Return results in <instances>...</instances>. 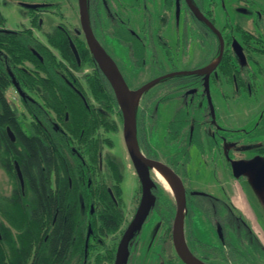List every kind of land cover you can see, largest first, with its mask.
Masks as SVG:
<instances>
[{"label":"flooded vegetation","instance_id":"af4514ba","mask_svg":"<svg viewBox=\"0 0 264 264\" xmlns=\"http://www.w3.org/2000/svg\"><path fill=\"white\" fill-rule=\"evenodd\" d=\"M96 1L87 0V11L90 28L92 29V32L94 33L97 40L101 43V45L105 48V50L117 64L129 88L140 91L138 102L133 108L137 148L144 157L160 161L170 167L180 177L182 185L184 187L185 204L182 225L184 239L188 250L190 251L192 256L201 260L205 264H219L223 262V258H225V261H231V263L233 264V260L230 254H248L253 252L256 253V251L253 249L249 251H242V249H244L243 246H247L249 248L248 245L254 240V237H256V235L254 234L253 227L245 218L244 212L233 202L232 197L229 196L230 194L228 193V191L223 193V196H219L216 193H211L207 190H192L191 188H189L188 181L186 180L188 179L186 169L191 160V151L192 149H194L196 152H198V156L200 158L199 161L203 164H205L206 162V157L213 158L214 162L222 160V158L225 159V161L229 164L231 168V174L235 179H240L246 174L244 173L239 177H235L232 173V161L240 159L246 161L252 160L256 162L249 171L254 173L257 182H260L264 176V133L256 134L259 123L262 121V119H264V116L258 118L252 128L248 130H239L241 131V136L238 135V137L236 136V138L232 137L231 146L226 147L225 144L227 141V136L224 135L223 132H234V128H225L221 123L218 122L219 106L217 101L213 99L212 95L213 89L218 90L220 94H223L224 83L225 85H230L233 88V95H238V93L240 92H243L248 96H253V94H255L256 88L254 83L258 77L260 78L261 76H263L262 73L264 72L263 64L260 63L257 56H255V54L258 56L264 54V10H259L256 12L255 17L252 20V27H246L235 23L231 21L229 17H225L222 25L218 27L214 13L211 12V9H204L202 0H197L196 2H198V4L196 6L191 2V0H189V2L193 6L199 8V10L220 31L224 41L223 53L225 50H229L232 55V58L230 60V63L233 67L231 79L228 80V78L223 76V74L217 69L219 60L217 61L216 59L219 54L220 41L218 36L213 32L217 37V55L207 56L205 44L202 43L201 40H198L194 37V39L199 42L205 53V56L207 58H205V62L191 68L161 71L158 74L152 75L139 87H131V85H129L126 81L127 75H125L121 71L116 59L108 51V48L106 47L104 42L105 38L108 37L109 39H115L122 47L127 49L129 61L131 62L133 67L137 68L146 66L149 51L151 52V67L157 68V66L159 65L161 67V64L159 63L160 61L157 57L155 43H159L162 47H168V45L159 31L153 33L151 28V25H153L151 19L150 21H148V26H145V28L143 29L144 31L142 30V32H138L132 28V26L120 12L113 8L110 0H99V2L97 1V4ZM100 1L103 6L102 8L104 16L107 18L105 24L108 25V28L105 31H102L99 35L97 33V23L95 21V15H98V12H100V10L98 9ZM135 1L139 2L140 0ZM172 2H174L175 8H177V6L179 7V0H164L166 12H170ZM182 2L185 4L187 11L183 20L182 34L184 39L182 40L184 43L186 41L185 37L187 36V34H185V31L188 29L186 27V24H189L188 20L190 14L194 13L191 11L186 0H182ZM235 2L238 4H251L253 3V0H235ZM25 3H34L39 5L37 7H26L23 5ZM16 4L25 9V13L30 22V26H23L17 29H9L5 26V17L0 13L2 16V23H0L1 30L19 32L31 30L33 32L34 27L42 26V15H45L47 10L53 9L56 6V3L48 0H17ZM33 19H37L39 25H34ZM112 25L118 26L119 32H122L123 30L128 28L130 32L135 34L137 40H139L140 45L143 47V57L141 58V64L139 66L135 65L134 61L132 60L130 54V46L125 42L120 34H116L115 31L112 30ZM55 26L59 27L65 32L67 31V34L69 33L68 37L70 43L73 41V36H80L85 40L81 28L71 30L61 24ZM55 26L43 31L44 38L45 32L50 31ZM240 29L247 31L248 33L253 35V37L243 39L241 33L239 32ZM228 32H230L232 36L230 41H226L224 38V34H227ZM34 35L37 36L36 34ZM236 36H238L237 43L235 42ZM190 38H187V41ZM187 41L184 43V46H186V44L188 43ZM239 45L241 46L242 51L240 50V48H238ZM167 51L168 50H166V52ZM76 60L79 64L80 58L77 59L76 57ZM213 60H215V63L210 70H201ZM242 60L243 63L240 62ZM25 62L30 63L29 61H24V64H26ZM252 65L257 68V75L254 74ZM243 69L247 70V72L245 75L238 79L236 73L241 72ZM181 70L199 71L194 73L173 74L154 81L159 76L173 71ZM72 72H74V74L70 75V78H66V81L75 89L73 82L76 81L78 75L76 74V70L72 69ZM243 81L245 84H241V82ZM10 87H13L17 92V98L19 99L18 103L13 102L8 96L7 93ZM38 92L36 90L25 89L21 88L20 86L18 87L14 83L5 88L2 92L8 99L9 103L16 109L17 113H19L17 105H19L20 107L23 106V108L25 109L29 117V121H27V125H25V128H22V124L20 123V121L19 125L21 127V131L24 132L26 136H30L32 134L30 125L33 121L39 123L43 127V129L48 130L45 124H42V122H38L37 114L33 110L30 111L29 103L37 104L39 106V109H41L44 114L49 115V125L52 126V128H55V125L58 124V121L53 118L52 113L48 110L44 111V109L42 108V102L40 100L41 95L40 93L38 94ZM78 93L84 99L88 97L93 100V97L91 96L92 94L89 92L85 94L82 92ZM203 100L205 102V106L202 107V110L200 111L201 116L200 118H198L196 115L197 110L199 109L200 103ZM116 101L117 105L114 106L113 110L109 112V117L116 125L114 131H120V137L125 146L128 159L130 160V164L133 166L134 173L137 178V188L135 193L137 195V202L132 213L129 217H127L125 214L126 209H124L122 205V163L120 159L108 149L112 145L110 132L107 136L111 139V145H102V149L98 154L97 168L94 171L95 175L90 174L87 176V185L89 187L93 186V192L96 191L97 187H101L102 190L113 201V205L105 202H94L88 205L81 203V212L83 214V217H85V223L81 226L83 235L81 239L84 244L83 254L85 255V257L87 256V258L83 259V262L81 264H102L104 262L108 264H115L119 243L124 233L126 232L131 220L136 214L142 196L141 180L126 144L124 136L123 114L120 109L117 97ZM161 109H166V112L168 113V118L166 119L165 123L163 140H165V144H167L171 149L169 154L167 155V160L165 161L161 160L150 147L148 137H150L152 133L150 134L147 131V129L149 128V130L153 132V130L158 127L160 123L159 117ZM7 128L10 127H6V134L9 140L11 142H15V132L10 128L11 133L14 136V138H12ZM72 144L74 146L72 147L74 155L68 156L69 161L66 163L65 167L67 172L69 173V189L72 192L76 193V195H78V181L76 180V178L74 180V177L70 175L71 172L69 171V169H71L72 171L77 170L78 172L80 170V167L88 169L91 168L92 165L89 164L86 158H84L77 151V148H75V145L78 144L76 139H73ZM1 146L2 144L0 143V147ZM224 146L225 152H223ZM10 157L12 159L11 162L9 160H2L3 166L4 168L10 170L13 175H15V180L20 186L21 193L24 194L26 183L25 176L22 171V166L17 159L13 158L12 156H9V158ZM16 163L18 164V167L21 171L23 184H21V181L18 177ZM43 168L45 169L44 164ZM154 168H152L151 166L148 167L151 191L150 207L142 223L137 225V227L131 233L127 246L123 251L122 264H132L131 262L127 261L126 254H130V256L132 254H135L136 245L138 242H141L140 244L142 249L144 244L149 246L151 238L150 241L145 240V238L143 239L144 231L146 230V228H148L152 213L154 211H160L161 213V209L163 208L167 209L169 213L166 218L162 213L160 214L164 232L160 234L158 236V239L155 241L156 246H162V251L165 255V264H178L180 262L186 264L183 259L180 258L181 256L179 255L178 251L177 253H175L173 250L171 251L170 248L171 244L172 246H175V240L173 236V223L176 210V195L167 190L164 185L155 177L153 171ZM55 174L56 173L54 169H52L49 173L50 187L54 191L58 189L55 182ZM92 178L94 179L93 181ZM16 193L17 190H15L13 187L11 195L14 194L13 197L15 199H18ZM232 193L234 194V192ZM199 199L200 202L198 201ZM196 210H198V212L200 213V218L202 219V225L205 231V235L208 238H212L211 240L207 237L200 238L196 234L193 226ZM113 212L115 214L117 213V216H119L117 217L116 223L114 222L110 225L102 224V217L104 215L112 214ZM54 220L55 218L52 220V224L54 223ZM114 224H116V227L112 229L111 227ZM78 228L79 223L77 224L76 230L73 231L71 239L72 246L69 249L68 254H78L76 251H74L76 243L80 240ZM190 233H192L191 236L193 237L190 236ZM77 236L79 237L77 238ZM107 237L110 238L111 242L110 244L104 246L105 238ZM141 238L142 241H145V243L141 241ZM193 238H196L199 241V245L193 242ZM101 245L104 246L103 252L99 248V246ZM240 249L241 252L239 251ZM152 250H148V247L147 250L145 248L143 249V251L140 250L141 254H148L144 258L145 261L143 260L140 264H155L153 263V259L155 256H153L154 252H152ZM101 254H105L104 260L101 259V257H103V255ZM74 256H72L71 259L74 258ZM71 259L69 263L71 262ZM75 264H78V262L76 261ZM234 264H236V262Z\"/></svg>","mask_w":264,"mask_h":264},{"label":"trees","instance_id":"16d2710c","mask_svg":"<svg viewBox=\"0 0 264 264\" xmlns=\"http://www.w3.org/2000/svg\"><path fill=\"white\" fill-rule=\"evenodd\" d=\"M102 7L100 1V12L95 15L99 35L108 28ZM1 21L0 14V23ZM188 21L186 41L190 37L201 40L205 44L207 56H213L217 47L216 35L197 15L191 13ZM33 24L39 25L37 19H33ZM112 30L120 34L130 46L132 60L139 66L143 47L135 34L128 28L119 32L115 25H112ZM239 32L243 39L253 37L245 30L240 29ZM68 34L55 26L45 32V41H42L31 30L19 32L0 29V143L3 155L6 158L12 156L21 164L26 183L22 194L15 181L14 189L17 190L18 199L13 197L14 193L0 200V264H68L74 255L78 264H81L87 258L83 254L84 244L81 239V222L84 220L81 203L88 205L105 202L113 205V201L101 187L92 191L93 186L87 185V176L94 174L97 168L102 145H111V139L107 135L116 128L109 117V112L117 105L115 90L85 40L80 36H73L72 42L80 58L78 64ZM231 37L230 32L224 34L226 41H230ZM231 58V52L225 50L217 64V69L228 80L233 73ZM24 61H29L33 68H28ZM72 69L78 75L73 82L75 89L84 94L91 93L93 100L81 97L66 81V78L74 74ZM246 72L244 69L237 72L238 79ZM12 83L21 88L39 91L42 108L51 112L58 121L55 128L49 125V115L44 114L37 104L29 103L30 111L37 114L38 122L45 124L48 130L33 121L30 136L21 131L17 111L2 93ZM241 84H245L244 81ZM7 126L15 132V142L9 140ZM259 133H264V119L257 128L256 134ZM73 139L78 142L75 145L77 151L92 165L88 169L80 167L78 172L69 169L70 175L78 181V195L69 189V173L65 167L69 161L68 156L74 155ZM52 169L56 173L58 189L55 191L50 187L49 173ZM117 217L119 216L114 212L104 215L102 224L116 223ZM78 223L80 240L74 247L78 254H68L72 246V234ZM115 227L116 224L111 228ZM193 242L199 245L196 238H193ZM248 246L249 248L243 246L242 251L253 249L258 254H230L233 263L234 257L252 259L253 256H264V245L257 237Z\"/></svg>","mask_w":264,"mask_h":264},{"label":"rangeland","instance_id":"374dc122","mask_svg":"<svg viewBox=\"0 0 264 264\" xmlns=\"http://www.w3.org/2000/svg\"><path fill=\"white\" fill-rule=\"evenodd\" d=\"M56 3L55 8L47 10L45 15H42V26L34 27L33 32L42 41H45L43 31L52 28L55 25L61 24L67 28L79 29V17L77 0H48ZM177 1V0H176ZM197 0H191L196 6ZM204 9H211L216 18L217 26L220 27L225 17H229L231 21L238 23L246 27L253 26V18L259 10H264V0H253L251 4H238L235 0H202ZM17 0H0V13L5 17V26L9 29H17L23 26H30V22L25 13V9L16 4ZM113 8L122 14V16L129 22L135 31L142 32L145 26H148V21L152 20L151 28L153 33L159 31L165 39L168 47H162L159 43H155L157 50V57L159 63L157 68L151 67V52H148L147 64L144 67H133L128 59L127 49L122 47L115 39L105 38L104 42L110 54L116 59L120 66L121 71L127 75L126 81L131 87H139L152 75L158 74L161 71H169L173 69L191 68L196 65H200L205 62V53L200 46L199 42L190 38L184 46L183 43V20L185 18L186 7L182 0H179V7L175 8L174 2L171 4L170 12H166L164 6V0H110ZM165 20V22H164ZM151 24V23H150ZM144 31V30H143ZM186 39V37H185ZM235 42H238V36L235 38ZM238 48L241 49L239 45ZM166 50H168L166 52ZM217 47L214 51V55H217ZM56 52V51H55ZM57 53V52H56ZM260 63L264 66V54L256 55ZM207 59V58H206ZM243 63V60L240 61ZM28 68H33L31 63L25 62ZM254 74L257 73V68L252 65ZM257 75V74H256ZM263 76L258 77L255 81V94L248 96L243 92L238 95H233V88L230 85L223 84L224 93L220 94L218 90L213 89L212 95L218 103V122L225 128L232 127V131H224L223 134L227 136L225 146L230 147L232 137L236 138L241 134V129L248 130L253 127L255 121L264 116V72ZM128 86V85H127ZM129 88V86H128ZM136 90V89H134ZM8 96L13 102L18 103L17 92L13 87L8 90ZM216 103V104H217ZM18 106V119L22 124V128H25L29 117L25 109ZM205 106L204 100L201 101L199 109L197 110V117L200 118L202 107ZM166 109H161L159 117V125L153 130L147 129L151 134L148 137L150 147L154 153L159 156L161 160H167V155L170 152V147L165 144L163 135L165 132V123L168 118ZM121 127V126H120ZM121 130V128H120ZM241 136V135H240ZM112 139V145L108 148L115 156H117L122 163V205L127 217L132 213L134 206L137 202L136 188L137 178L134 173L133 166L128 159L127 151L120 137V131H113L110 133ZM225 146L223 152H225ZM207 156V155H206ZM6 158L3 155V150L0 147V200L2 197H9L12 194V190L15 184V177L10 170L4 168L2 159ZM198 152L194 149L191 151V160L187 166V178L189 188L192 190H207L211 193H216L219 196H223V193L228 191L229 196L232 197L233 202L240 207L244 212L245 218L253 227L254 234L264 245V176L260 182H257L254 173L251 171L240 178L235 179L231 174V168L229 164L222 158L214 162L213 158L206 157L205 164L199 161ZM11 162V157L6 158ZM253 170V169H252ZM222 189V190H221ZM225 190V191H224ZM234 192V194L232 193ZM1 202V201H0ZM161 213L165 218L168 216L167 209H161ZM160 211H154L149 220L148 228L144 231L143 239L150 241L149 246L144 244L143 249L152 250L154 252L153 263L165 264V255L162 251V246H156L155 241L158 236L164 232L162 226ZM249 216H248V214ZM85 217H83L84 219ZM250 218V219H249ZM0 220L2 217L0 216ZM85 219L81 222L84 225ZM204 224V223H203ZM194 229L196 234L202 238L207 237L202 225V219L198 210L195 212L194 217ZM156 230V231H155ZM82 232V231H81ZM139 238V235H138ZM208 238V237H207ZM212 239V238H208ZM142 241V238H141ZM110 238H105L104 246L110 244ZM145 243V241H142ZM141 242L136 245V253L126 254L127 261L132 264H140L148 254H141ZM104 246H99L103 252ZM146 246V247H145ZM152 248V249H151ZM171 251L177 253L175 246L171 244ZM141 251V252H142ZM153 254V253H152ZM258 254V253H252ZM244 254V255H252ZM264 254V253H262ZM102 260L105 259V254H101ZM181 258V257H180ZM145 261V260H144ZM236 264H264V256L259 255L256 258L253 256L250 258L234 257V263ZM76 263V256L71 259L69 264ZM233 263V264H234ZM102 264H108L106 262ZM178 264H183L180 262ZM219 264H232L231 261H225Z\"/></svg>","mask_w":264,"mask_h":264},{"label":"water","instance_id":"95a60500","mask_svg":"<svg viewBox=\"0 0 264 264\" xmlns=\"http://www.w3.org/2000/svg\"><path fill=\"white\" fill-rule=\"evenodd\" d=\"M186 2L188 3L191 11L194 14H196L201 20H203L208 25V27L211 30H213V32L218 36L219 41H220V47H219V54H218L216 60L217 61L220 60V58L223 55V50H224V41H223V38H222L220 31L199 10V8L193 6L189 2V0H186ZM77 4H78L80 28H81V31L83 32L84 38H85L91 52L93 53V56L96 59L99 67L104 72V74L107 76V78L109 79L110 83L112 84V86L115 90L116 97H117L120 109L122 111V114H123L124 136H125L126 144H127L128 150H129L130 155L133 159L135 168L138 172V175H139V178H140L141 184H142V196H141L140 204L137 208L135 216L131 220V222H130L126 232L124 233V235H123V237L119 243V246H118L115 264H122L123 251L127 246L128 240L131 236V233L137 227V225L142 223V221L144 220V218L148 212V209L150 207L151 191H150V178H149V173H148V167L149 166H151L152 168L158 167L163 172L167 173L170 177H172L178 184L179 191H178V194L176 195V210H175V217H174V223H173L174 240H176V238H177L176 233H177L178 225H179L180 221L183 220V211H184V204H185V192H184V187L182 185L180 177L170 167H168L166 164H164L160 161H156V160L144 157L140 153V151L138 150L137 144H136V136H135L134 110H132L128 96H127V90L129 88H128L117 64L115 63L113 58L109 55V53L105 50V48L101 45V43L97 40L94 33L92 32V29L90 28L89 20H88V11H87V0H77ZM23 5L26 7H37L39 4L25 3ZM70 44H71V48L73 50V53L75 54V56L78 59L79 58L78 52H77L75 45L73 44V42H71ZM94 52H96L103 60H105L108 63V65L110 66V68L112 69V71L114 72V74L118 80V84H119L118 90H116L114 84L112 83V81L110 80V78L108 77L106 72L103 70V68L101 67V65H100L98 59L96 58ZM35 53L37 55H39L37 52H35ZM198 71L199 70L173 71V72H170V73H167V74H164L162 76L157 77L154 81L161 79V78H164V77H167V76H170V75H173V74L194 73V72H198ZM208 96H209V94H208ZM7 130L9 132V134L11 135V137L14 138L13 134L11 133L10 128H7ZM255 163L256 162L252 161V160H249V161L242 160V159L234 160V161H232V164H231L232 173L235 177H239L242 174L249 171L255 165ZM16 169H17V174H18V177L21 181V184H23L22 174H21V171H20L17 163H16ZM179 255H180V253H179ZM181 258L183 259V261L186 264H195L193 261L188 260L182 256H181Z\"/></svg>","mask_w":264,"mask_h":264},{"label":"bare ground","instance_id":"6f19581e","mask_svg":"<svg viewBox=\"0 0 264 264\" xmlns=\"http://www.w3.org/2000/svg\"><path fill=\"white\" fill-rule=\"evenodd\" d=\"M94 53H95V56L101 65V67L106 72V74L108 75V77L110 78L112 83L114 84L116 90H118L119 84H118V80H117L114 72L112 71V69L110 68V66L108 65V63L105 60H103L96 52H94ZM214 63H215V60H213L211 63H209L207 66H205L201 70H205V71L210 70L212 68V66L214 65ZM127 96H128L131 108L133 110L134 106L138 102V99L140 96V91L129 88L127 90ZM153 171H154L155 177L164 185V187L167 190L171 191L174 195L178 194L177 183L167 173L163 172L162 170H160L158 168H154ZM176 235H177V238L175 240V246H176L177 251L180 253V255L182 257L188 259V260L193 261L195 264H205L201 260L192 256V254L188 250V247H187L185 239H184L182 221H180V223L178 225Z\"/></svg>","mask_w":264,"mask_h":264}]
</instances>
